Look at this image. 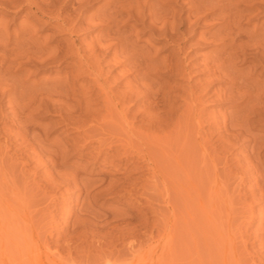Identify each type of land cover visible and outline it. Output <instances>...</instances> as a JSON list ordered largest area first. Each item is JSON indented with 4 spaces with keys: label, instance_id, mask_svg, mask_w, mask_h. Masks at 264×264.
Wrapping results in <instances>:
<instances>
[{
    "label": "rangeland",
    "instance_id": "obj_1",
    "mask_svg": "<svg viewBox=\"0 0 264 264\" xmlns=\"http://www.w3.org/2000/svg\"><path fill=\"white\" fill-rule=\"evenodd\" d=\"M12 1L0 6V264H264V7L235 0L233 56L231 40L210 41L227 26L190 1L165 5L186 23L172 42L123 13L119 54L96 75L99 27L57 45L66 34ZM62 46L79 48L81 71Z\"/></svg>",
    "mask_w": 264,
    "mask_h": 264
},
{
    "label": "bare ground",
    "instance_id": "obj_2",
    "mask_svg": "<svg viewBox=\"0 0 264 264\" xmlns=\"http://www.w3.org/2000/svg\"><path fill=\"white\" fill-rule=\"evenodd\" d=\"M70 1L71 0H26L25 4H26V6L29 7V13L32 16L31 22H34L36 20L42 21V19L45 18V19H47L48 24L51 25V27L54 28L56 31H58V33L60 35L66 34V38H64V39L62 38V39L57 40V43H56L57 45H59L61 43H67L68 45H73L74 42L78 38L77 30L75 31L74 29L84 30L87 27H94V26L99 27V30H100L98 32L99 34L94 36V39L89 43V46H88L89 49H87L90 51V54L88 53V55H90L93 58L94 65L93 66H90V65L87 66L85 64L87 68H91V70L93 68L94 71L93 70L92 71L95 72L96 75L101 74L100 73L101 68H99V67H101L100 63H101L102 59H104V57L107 56L111 52L112 49L118 51V54H119V50L117 49L116 43H118L120 41V37L124 32V31L122 32L123 29H121L120 28L121 26L119 25V23L121 22L120 15H122L123 13H127L130 16H137V17L142 16L143 21H146V19H149V23L148 24L145 23L143 27L149 31H152V32L158 31L161 35V36L159 35L161 39H166L167 41H170V42H172L174 40V39H172V37H175V36L177 37V35L182 36V35H184L183 33H185L183 28H182V26H184L186 24L185 21L181 20V22L179 21L178 23L177 22L175 23V21L170 20V19H172L171 18L172 16L170 17L171 13L169 14L170 9L168 10V8L165 6V5L169 4L170 0H109V5L107 4L108 6H106V7L103 6L102 10H95L94 11V9H93L92 14H89V15L85 14L83 11L87 9L91 0H77L76 1V5H77L76 7H74V4H72L70 6L69 5ZM187 1L192 2L191 8L195 12H197L199 9H204L207 12L203 15V17L206 15H210V17H211L210 19L215 20L214 23L221 22L222 24L225 25V27L227 26V28H226L227 30L224 31L225 33L223 35H222L223 31L220 32L221 35L215 33L216 31L214 33L212 32L209 35L210 39H211L210 41L215 42L216 40H221L222 41L221 43H224L223 41L225 39H227L228 42H230L229 40H231V42L228 43V45L226 44V46H229V49L232 50V52L230 50L228 53L231 56H233V54H235V52L237 53V50L242 52L243 47L242 48L238 47L242 50L237 49L235 52L233 51V48H234L233 46H238L235 43H233L235 40L234 35L237 34V33H235V32H237L236 29H234L236 31H233V25H232L233 20H234V18H233L234 14L232 15V10H233V12L236 11L235 10L236 8L233 9V7H235V5H236L235 0H214V2H212L213 0H210L211 1L210 3L208 1L209 4L206 2H204V4H202V1H204V0H187ZM232 1H234V3H232ZM238 1L242 2L244 5L246 4L245 6H249V7H252V6L253 7H258V6L264 7V0H238ZM238 1L236 0L237 3H238ZM12 3H13L12 0H0V6H2V7H6L8 5L12 6L13 5ZM45 7L48 8V11L44 10ZM22 8H24V7H20V8H18V10H20ZM51 12H55V15L49 16L48 14H50ZM235 20H237V19H235ZM43 22H45V21H43ZM234 25L236 26V23H234ZM225 27L223 26V28H225ZM239 31H241V30H239ZM5 33H3V34H5ZM239 34H240V32H239ZM123 36H125V34H123ZM239 36L240 35H237L236 37H239ZM247 36H248V34H247ZM262 36H264V35H262ZM3 37L4 36L1 37V41H2ZM250 37H252V36H250ZM250 37H249V39H250ZM5 38H6V35H5ZM238 39L240 40V38H238ZM23 40L25 41V39H23ZM246 40H248V39H246ZM20 41H22V40H20ZM71 41L73 44L70 43ZM242 41H244V40L242 39ZM250 41H252V40H250ZM3 42L4 41H2V43ZM235 42H237V41H235ZM244 42H246V41H244ZM255 42H256V40H255ZM260 43H261V41H260ZM262 43H264V42H262ZM252 44H253V42H252ZM2 46H4V45H2ZM6 46H8V45H6ZM247 46H245V50H246ZM257 46H259V44ZM10 48H11V46H10ZM255 48H256V46H255ZM15 49H16V47H15ZM17 49H20V48L17 47ZM27 49H29V47ZM60 49H61V52L64 56L69 55V57H72V56L76 57V62H78L77 63L78 65L80 64L79 61H81L83 59V55L79 52V48H75L74 52L68 46L67 47L62 46ZM229 49H226V50H229ZM248 49H247V51H248ZM250 49H251V46H250ZM262 49H264V48H262ZM262 49L259 50V48H258V50L260 52ZM6 50H7V48H6ZM6 50H5V53L8 56L9 53L6 52ZM253 50H255V49L253 48ZM15 51L13 52L12 55H14V53H17ZM19 52H18V54H20ZM262 52H264V51H262ZM10 53H12V52H10ZM113 53H116V52H113ZM243 53H245V51ZM247 53H245V54H247ZM258 53L259 52H257L256 54L258 55ZM18 54L16 57H18ZM24 54H26V53H24ZM251 54H253V52H251ZM2 55H1V57L4 58V56H2ZM21 55H19V56H21ZM7 56L5 57L6 62L9 61V59H8L9 57L12 58V56H9L8 58H7ZM84 56H86V55H84ZM24 57H25V55H24ZM175 57H178V56H175ZM177 59L174 58L173 62ZM1 60L3 61V59H1ZM111 62H113V60ZM226 62H227V60H226ZM112 64H114V63H112ZM78 65H74L75 66L74 69H76L77 71H81L83 68H82V66H80V65L78 66ZM85 65H84V67H85ZM176 66H177V64L175 65V64H171V63L168 65V67L170 69H174ZM228 66H230V65H228ZM102 68H104V67H102ZM76 70H74V71H76ZM85 70H87V69H85ZM211 70H210V73H211ZM215 71L217 73L222 72V71H217V68ZM224 72H226V71H224ZM95 73H94V75H95ZM212 73H213V71H212ZM229 74H231L230 71H229ZM209 75H211V74H209ZM213 75H214V73H213ZM218 75H220V74H218ZM218 75H216V77ZM222 75H223V73H222ZM223 77H225V73H224ZM99 78H101V76ZM225 78H227V75ZM228 78H230L229 75H228ZM93 79H94V77H93ZM214 79H215V75H214ZM232 80H233V77H232ZM93 81L95 83L97 82L96 80H93ZM99 82L96 84L98 85ZM231 84H232V81H231ZM99 87H101V86H98V88ZM231 93H233V92H231ZM2 94L6 95L5 92H3Z\"/></svg>",
    "mask_w": 264,
    "mask_h": 264
}]
</instances>
